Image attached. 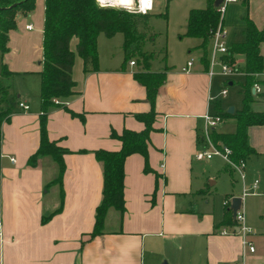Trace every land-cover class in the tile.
<instances>
[{"label":"crops","instance_id":"crops-1","mask_svg":"<svg viewBox=\"0 0 264 264\" xmlns=\"http://www.w3.org/2000/svg\"><path fill=\"white\" fill-rule=\"evenodd\" d=\"M210 1L213 5L215 0ZM204 2L205 7L209 0ZM153 3L147 14L153 10ZM194 4L199 5L185 7V19L190 8H204L203 0ZM43 7V0H34L32 11L16 17L15 27L7 33V50L0 59V66L9 72L2 80L8 86L11 106L0 125V264H264L262 235L251 233L254 250L242 251L238 235L231 233L234 226L225 223L223 202L219 206L210 198L216 176L208 174L203 180L201 172L194 170L199 161L193 154L202 147V116L220 109L219 100L210 95L214 73L212 67V74H208L207 56L206 67L200 56L198 64L190 61L186 71L181 68L189 60L177 70H151L149 61L143 68L141 60L131 54L125 59L128 50L122 35L98 34L97 69L84 71L74 51L76 38H71L72 93L57 99L59 105L50 107L45 119L48 139L67 150L61 156L60 180L53 181L57 167L50 157L37 156L32 165L27 162L39 139ZM244 11L256 28L264 26V0H247ZM244 15L239 16L241 22ZM27 24L31 25L29 29L25 28ZM241 32L243 35V26ZM199 42L197 38L200 50ZM209 44L210 40L207 47ZM259 52L264 65V42L259 44ZM233 57L235 67L243 64L242 55ZM220 58L215 56L216 60ZM129 60L134 64L129 65ZM143 70L164 72L155 92V114L148 133L149 169L143 170L140 154L125 157L123 211L109 208L101 233L88 237L102 187L101 163L94 151L119 148L120 142L110 136L111 131L118 134L124 128H143L134 114L148 111L149 104L144 87L133 78L134 72ZM230 75L224 76L228 85L232 84ZM258 85L259 91L251 87V95L252 104L259 107L251 108L264 111L260 107L264 82ZM20 102L27 108L19 107ZM246 132L247 143L255 151L251 155H256L264 146V125L248 126ZM213 158L218 157L202 162L208 165ZM223 173L231 177L233 185L234 172L223 165L218 174ZM231 190L224 193L222 201L238 196ZM49 213L42 222V216ZM221 229L227 233L219 234Z\"/></svg>","mask_w":264,"mask_h":264},{"label":"trees","instance_id":"trees-1","mask_svg":"<svg viewBox=\"0 0 264 264\" xmlns=\"http://www.w3.org/2000/svg\"><path fill=\"white\" fill-rule=\"evenodd\" d=\"M113 1V0H112ZM209 0L204 8H190L185 19L183 35L195 37L200 40L198 47L202 55L200 61L207 66L206 48L216 26L222 23L217 7ZM244 8L247 0H240ZM42 22V55L39 75V139L36 150L28 157L27 162L34 164L37 156H48L56 164L57 174L53 181H59L63 171L62 154L67 152L49 140L45 130L46 112L50 107L58 106L53 99H64L72 93L73 81L71 79V65L74 52L69 49V41L76 38L75 53L81 58L84 71L97 69L96 37L103 34L110 37L120 33L123 37V46L128 52L125 59L132 51H139L145 38V31L141 30L146 23L148 14L138 13L110 6H99L95 0H43ZM34 8V0H0V59L7 50V33L15 27L16 17L27 14ZM243 40L231 44L227 53L221 56L226 63L234 62V55L243 57L242 73L243 82L239 84L242 89V107L234 112L219 113L222 117H232L235 128L231 133L211 132V138L228 146L233 160H245L255 151L247 143V127L251 125H264V111H253L249 107L252 101L251 86L254 75L264 71L263 59L259 52V44L264 42V26L256 28L246 16H242ZM140 52V51H139ZM149 56L140 52L143 68H147ZM234 67V71H235ZM9 72L0 66V102H5L0 107V125L11 112L8 103L7 84L2 83V77ZM133 78L145 89V97L149 104L146 112L134 114V117L143 123L139 131L122 129L118 134L111 131L110 136L119 142L117 150H95L94 156L101 163L102 187L101 198L94 210V223L92 230L87 234L93 237L101 233L103 219L109 208L123 211V161L132 153L143 157V170L147 171V140L154 118V98L158 85L164 79V72H150L143 70L133 73ZM70 115H76L65 108ZM218 113V112H217ZM227 167V165H226ZM225 170H227L225 168ZM231 172V171H230ZM227 199V198H225ZM225 206V223L233 225V217L228 205ZM59 209V208H58ZM56 209L55 211H57ZM53 211L52 213H54ZM42 216L41 221H46L52 214Z\"/></svg>","mask_w":264,"mask_h":264},{"label":"rangeland","instance_id":"rangeland-1","mask_svg":"<svg viewBox=\"0 0 264 264\" xmlns=\"http://www.w3.org/2000/svg\"><path fill=\"white\" fill-rule=\"evenodd\" d=\"M198 1L199 0H154L153 10L148 13L145 25L140 27L141 30L145 31V38L141 43L139 51L145 52L149 56V69L177 70L180 65H184L186 60L191 61L193 65L198 64L202 52L196 47L197 38L183 35L185 29V7H190L188 5H199L194 4ZM202 5V7H204V0ZM110 7L121 8L117 5H111ZM224 10L225 11L222 13V29L226 33L225 44L229 47L231 44L243 40L241 32L242 22L239 16L244 15L245 11L240 0L226 3ZM99 35L104 36L103 34ZM114 36L120 38L121 34L115 33ZM139 51H132V57L140 59ZM209 54L210 44L209 47L206 48L207 58H209ZM227 64L234 70L235 62ZM235 69L236 72L230 73L231 75L229 77L232 80V84L228 85L226 84V77L220 75L219 65L216 63L213 65L214 75L210 79L209 89L211 98L219 100L220 102V109L216 110L218 113L225 112L228 107H232L234 113L242 107V89L239 86V84L243 82L242 62H239ZM262 77V73L255 74L254 83H263L264 80ZM2 81V83L6 82L4 80ZM251 87H253V85ZM221 88L226 89L224 97H218ZM0 107H4V105L1 104ZM249 107L252 110L251 107L256 108L259 106L253 105L251 101ZM260 107L264 109V102ZM209 113H213V110ZM215 128L219 131L231 132L235 128L234 120L229 116L224 117ZM194 165V170H199L201 172L203 180L208 174L216 176V183L210 189V198L219 206H221L223 202L224 193L229 189H232L231 191L236 193L240 198V186L242 184L248 186L253 180L258 181L256 193L254 195L245 196L242 199V207L244 224L252 233H256L257 235L260 234L262 235L261 238L264 239V146H260L259 152L256 155H250L247 161L244 162L243 182L240 181L235 173H232L233 185L230 184L229 179L231 177H229L227 173L218 174L222 166L226 165L220 159L213 158L208 165H205L202 161L195 162ZM206 166H208V169ZM261 238L260 240H262Z\"/></svg>","mask_w":264,"mask_h":264},{"label":"built area","instance_id":"built-area-1","mask_svg":"<svg viewBox=\"0 0 264 264\" xmlns=\"http://www.w3.org/2000/svg\"><path fill=\"white\" fill-rule=\"evenodd\" d=\"M97 5L99 6H111L106 4L105 2H102L101 0H95ZM151 1L150 3L142 6L141 0H132L131 4L127 5H121L120 7L123 9H126L128 11L138 12L141 14L146 13L147 10L151 7ZM237 0H220L219 4L216 6L217 10L222 16V13L224 11L225 5L228 2H234ZM118 6V5H117ZM31 27L30 24L25 25V28L29 29ZM225 37L226 33L222 29V26L220 23L216 26L214 29L211 38H210V56L208 59V74H212V67L216 63L219 65L220 73L223 76H227L230 73L234 72L233 69L230 68V66L223 61L221 58L216 60L215 56L218 54L220 56H223L227 53V46L225 44ZM129 65L134 64V60L128 61ZM190 65V61H186L185 66L181 68V70L186 71L187 67ZM262 73V79L264 80V71ZM253 88L255 91H259V86L257 83L253 84ZM226 94V89L221 88L219 90L218 95L220 97H223ZM54 103H58L57 99H53ZM18 106L22 109H26L27 105L20 102L18 103ZM203 119V127L202 132L200 134V140L202 143V147L198 150H196L193 154V158L197 161H206L209 160L212 157H218L221 161H223L228 167L231 168V170L238 176L241 182H243V167H244V160H233L231 158V150L228 146L221 144L220 142H215L211 138V132L216 127L218 123H220L223 120V117L217 113H204L202 116ZM9 160L11 162H14V158L10 157ZM258 181L253 180L248 186H245L242 184L241 192H240V203L235 210L233 217L234 221V230L231 231V233H235L238 235L240 239V245L242 251L246 250L248 252H253L254 247L251 241L249 240V236L252 233L251 230L244 224V216H243V208H242V198L245 195L248 194H255L257 189ZM231 198H227L223 200V205H230ZM226 230L221 229L219 231V234H226Z\"/></svg>","mask_w":264,"mask_h":264},{"label":"water","instance_id":"water-1","mask_svg":"<svg viewBox=\"0 0 264 264\" xmlns=\"http://www.w3.org/2000/svg\"><path fill=\"white\" fill-rule=\"evenodd\" d=\"M220 0H215L213 2V6H217L219 4ZM251 92H253V88L251 89ZM226 112L231 114L233 112V108L232 107H228L226 109ZM240 203V198L238 196H233L230 200V205H229V209L231 211V215L233 216L235 213V210L237 209L238 205Z\"/></svg>","mask_w":264,"mask_h":264},{"label":"bare ground","instance_id":"bare-ground-1","mask_svg":"<svg viewBox=\"0 0 264 264\" xmlns=\"http://www.w3.org/2000/svg\"><path fill=\"white\" fill-rule=\"evenodd\" d=\"M102 2H105L106 4L108 5H118V6H121V5H127V4H131L132 3V0H101ZM141 5L144 6L146 4H148L146 2V0H141Z\"/></svg>","mask_w":264,"mask_h":264},{"label":"snow or ice","instance_id":"snow-or-ice-1","mask_svg":"<svg viewBox=\"0 0 264 264\" xmlns=\"http://www.w3.org/2000/svg\"><path fill=\"white\" fill-rule=\"evenodd\" d=\"M148 3H150V0H147Z\"/></svg>","mask_w":264,"mask_h":264}]
</instances>
